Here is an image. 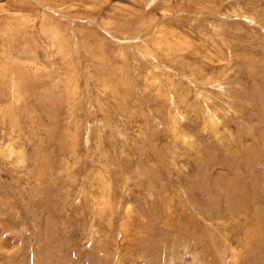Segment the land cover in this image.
Returning a JSON list of instances; mask_svg holds the SVG:
<instances>
[{"label": "rangeland", "instance_id": "1", "mask_svg": "<svg viewBox=\"0 0 264 264\" xmlns=\"http://www.w3.org/2000/svg\"><path fill=\"white\" fill-rule=\"evenodd\" d=\"M0 264H264V0H0Z\"/></svg>", "mask_w": 264, "mask_h": 264}]
</instances>
